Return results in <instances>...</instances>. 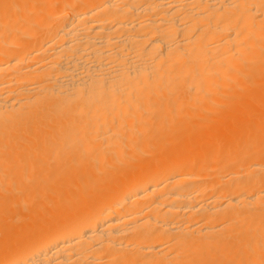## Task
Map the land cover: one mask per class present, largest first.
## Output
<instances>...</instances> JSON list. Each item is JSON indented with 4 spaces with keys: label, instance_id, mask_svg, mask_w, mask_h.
Masks as SVG:
<instances>
[{
    "label": "bare ground",
    "instance_id": "obj_1",
    "mask_svg": "<svg viewBox=\"0 0 264 264\" xmlns=\"http://www.w3.org/2000/svg\"><path fill=\"white\" fill-rule=\"evenodd\" d=\"M0 264H264V0H0Z\"/></svg>",
    "mask_w": 264,
    "mask_h": 264
}]
</instances>
